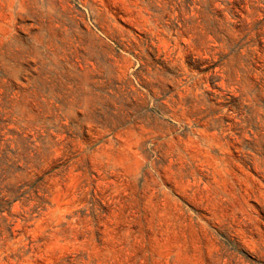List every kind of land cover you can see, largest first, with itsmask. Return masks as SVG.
I'll return each instance as SVG.
<instances>
[{"label": "rangeland", "instance_id": "1", "mask_svg": "<svg viewBox=\"0 0 264 264\" xmlns=\"http://www.w3.org/2000/svg\"><path fill=\"white\" fill-rule=\"evenodd\" d=\"M0 264H264V0H0Z\"/></svg>", "mask_w": 264, "mask_h": 264}]
</instances>
